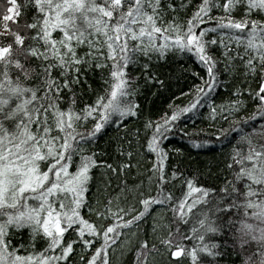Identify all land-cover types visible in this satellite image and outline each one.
Wrapping results in <instances>:
<instances>
[{
  "label": "snow or ice",
  "instance_id": "snow-or-ice-1",
  "mask_svg": "<svg viewBox=\"0 0 264 264\" xmlns=\"http://www.w3.org/2000/svg\"><path fill=\"white\" fill-rule=\"evenodd\" d=\"M191 2L181 0L177 8L172 0H8L7 13L0 18V264H68L74 245L88 250L101 237L102 246L87 264L98 259L108 264L110 241L116 243L157 206L171 212L176 225L175 231L169 225L160 239L172 264H183L185 258L191 264H214L222 253L218 244L208 242L210 235L230 236L242 264H264V142L248 133L239 136L227 164L233 174L231 191L224 188L213 195L187 179L188 191L182 196L164 192L179 176L166 174L162 140L183 114L197 108L199 95L187 107L165 113L163 123L145 124L146 132L151 131L145 150L156 156L149 170L155 196H144L136 186L122 187L124 201L135 192L140 208L136 203L122 206L119 194L115 208L112 198L103 210L88 203L93 169L119 175L131 167L100 162L85 149L106 127L119 129L139 116L140 105L132 98L133 66L148 71L154 59L163 60L169 52L189 53L207 72L208 80L198 86V93L207 94L205 89L210 92L218 82L213 50L219 47L226 68L239 62L246 79H259L249 95L258 101L264 119V0H199L184 21L179 11ZM92 69L107 71L106 87L93 103L77 108L76 86L82 84L81 73ZM221 132L217 139L223 141L242 129ZM127 155L131 159L132 151ZM84 208L101 223L85 219ZM104 221L110 223L105 226ZM181 224L190 227L182 231ZM23 230L33 248L28 252L21 245L25 254L13 242ZM69 231L78 239L68 241ZM40 240L46 246L36 251ZM141 248H148L147 241Z\"/></svg>",
  "mask_w": 264,
  "mask_h": 264
},
{
  "label": "trees",
  "instance_id": "trees-1",
  "mask_svg": "<svg viewBox=\"0 0 264 264\" xmlns=\"http://www.w3.org/2000/svg\"><path fill=\"white\" fill-rule=\"evenodd\" d=\"M17 2L22 4L23 0ZM172 2L179 8L181 0ZM184 2L189 3V0ZM197 3L199 0H192L186 10L181 9L179 18L186 21ZM8 7V0H0V18L7 13ZM240 17L241 14L237 13L236 19ZM211 38L210 35L209 39ZM223 51L219 47L213 50V55L218 60V82L210 92L205 89L207 94L198 93V86L203 87L204 82L208 80L207 72L194 56L186 52H169L163 60L154 59L148 71L139 66H133L129 70L135 92L132 98L140 105L139 116L128 118L119 129L115 125L106 127L94 143L87 145L85 151L89 155L95 152L96 159L100 162L113 166H121L122 162L130 163L131 167L123 169L119 175L103 167L92 170L93 179L87 196L93 210L96 208L103 210V205L109 198L113 199L115 208L117 194L120 195L122 206L127 207L130 203H136L135 192L129 193L128 201H124V195L120 192L122 187L131 189L136 186L144 196L157 194L155 180L149 181V170L156 163V156L145 150L146 136L151 135V131L146 132L145 124L148 121L163 123L162 117L165 113L170 115L174 110L187 107L198 95L201 99L197 108L183 114L175 122L173 131L162 140L161 146L168 157L165 161L166 174L169 178L173 172L179 176L177 181H169L165 185L164 192L166 195L171 193L174 198L182 196L188 191L184 183L187 179H191L195 186L208 189L213 195L221 193L224 188L231 191L232 185L228 182L233 179V174L227 168V164L231 162L230 157L238 145L239 136L248 133L252 135L254 141L264 142L261 139L264 136V119L260 118L258 101L249 95L250 89L254 94L259 79L251 76L246 79L239 62L235 66H230V69L226 68ZM106 75V70L102 72L97 69L81 73L82 84L76 86L77 108L93 103L97 95L103 93ZM237 106L239 110L233 111ZM213 109H216L215 119ZM225 116L227 120L224 119ZM230 127L241 128L242 132L232 133L229 136L231 142L218 140L217 137L222 135L221 129ZM240 146L246 150V144ZM129 150L133 153L131 159L127 155ZM121 152L124 154L121 155ZM211 198L210 195L209 199ZM136 207L140 208V205L136 203ZM82 215L85 219L101 223L97 220L95 212L89 214L88 208L82 209ZM103 223L107 226L110 221ZM169 225L175 231L176 225L172 222L171 212L157 206L156 210L138 225L130 230H124V235L118 237L116 243L110 241V246L106 250L108 264H172V258L160 243V239L167 236ZM180 227L183 231L190 226L181 224ZM66 237L68 241L78 239L76 233L72 231L66 233ZM207 240L209 243L218 244L222 253L214 264H242L241 258L233 251L230 236L210 235ZM145 241L148 248L142 249L141 244ZM13 242L21 249V254H25L21 245H24L28 252L33 251L27 230L14 236ZM187 243L191 248L192 242ZM102 244L101 237L88 250H84L82 244L74 245V252L69 257L68 264H87ZM153 245L159 251L153 249ZM45 246L42 240L37 241L35 250L42 251ZM97 264H101V259L97 260ZM183 264L191 262L185 258Z\"/></svg>",
  "mask_w": 264,
  "mask_h": 264
}]
</instances>
